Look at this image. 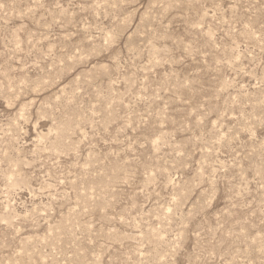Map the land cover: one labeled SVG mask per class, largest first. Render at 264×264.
<instances>
[{
	"label": "rangeland",
	"instance_id": "rangeland-1",
	"mask_svg": "<svg viewBox=\"0 0 264 264\" xmlns=\"http://www.w3.org/2000/svg\"><path fill=\"white\" fill-rule=\"evenodd\" d=\"M0 264H264V0H0Z\"/></svg>",
	"mask_w": 264,
	"mask_h": 264
}]
</instances>
